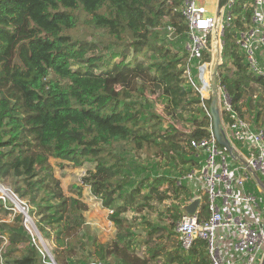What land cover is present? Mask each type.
Listing matches in <instances>:
<instances>
[{
    "label": "trees",
    "instance_id": "1",
    "mask_svg": "<svg viewBox=\"0 0 264 264\" xmlns=\"http://www.w3.org/2000/svg\"><path fill=\"white\" fill-rule=\"evenodd\" d=\"M181 4L182 0H0V183L7 181L20 200L34 207L29 215L53 245L57 264L77 258L85 244L87 257L103 264L110 263L111 256L119 264H151L161 256V264H210L202 241L187 252H181L177 242L173 250L155 243L141 256L136 254L129 222L122 216L127 210L158 208L166 199L182 203L193 196L169 172L126 187L132 180L122 154L128 146L159 163L163 160L164 167L177 161L182 174L200 166L189 141L208 135L210 118L178 67L184 51L170 40L179 36L183 49L187 27ZM223 41L222 82L234 108L241 111L246 106L251 113L247 94L250 99L254 83L264 86V79L246 71L233 30L225 29ZM146 91L159 92L162 111L171 120L166 126L154 109L140 118L136 98ZM51 160L88 167L82 184L74 185L69 195ZM164 183L167 188L161 189ZM84 186L112 209L109 219L116 231L110 242L100 243L85 222ZM181 203L168 208L173 227L182 215ZM7 206L0 198V212L13 214L10 222H0V246L7 233L4 263L51 264L24 225L23 213ZM156 231L148 230L144 242Z\"/></svg>",
    "mask_w": 264,
    "mask_h": 264
},
{
    "label": "built area",
    "instance_id": "2",
    "mask_svg": "<svg viewBox=\"0 0 264 264\" xmlns=\"http://www.w3.org/2000/svg\"><path fill=\"white\" fill-rule=\"evenodd\" d=\"M180 10L187 30L178 67L199 93L200 106L210 123L207 136L189 141L200 166L176 181L187 187L191 182L194 193L187 203L199 197V207L193 215L182 214L173 231L181 252H187L197 241L204 242L210 264H261L264 191L252 172L264 181V125H257L259 118L244 114L246 106L241 111L234 108L222 82L221 65L223 34L230 29L246 71L264 79V0H182ZM213 96L231 152L213 133L209 109ZM251 99L256 101L257 95L251 94ZM3 188L0 184V192ZM4 196L0 193V198Z\"/></svg>",
    "mask_w": 264,
    "mask_h": 264
},
{
    "label": "rangeland",
    "instance_id": "3",
    "mask_svg": "<svg viewBox=\"0 0 264 264\" xmlns=\"http://www.w3.org/2000/svg\"><path fill=\"white\" fill-rule=\"evenodd\" d=\"M172 31L169 33V36L171 35ZM175 43L174 47L182 52L181 50V43L180 37H170V40ZM228 65V64H227ZM254 87H257V90L253 93L257 95V102H259V106H257V102L253 101L249 96L250 93L247 94L248 96V102L252 101V105L254 110L251 111V113L248 111L244 113L246 116L255 117L256 114L259 112V121L257 122V125H264V100L261 98H264V87L260 85L259 83H254ZM248 92H251L248 91ZM252 94V95H253ZM140 104V118L144 119L146 117V113L149 112V109H154L155 111L159 112L162 114L163 118V126H166L168 123L171 122L169 116L165 115L163 113V103L160 101L159 97V92H156V94H151L150 92L146 91L142 95H140L138 98H136ZM122 154L126 158V164L128 166V173L131 175V180L132 183H127L125 186L130 188L133 185H137L142 178H147V176H150L155 174V173H165L169 172L170 174L172 173V176L178 178L179 176L183 175L180 167H178L177 161L175 163L169 164L168 167H164V161L161 160L159 163L156 161V159L153 156L147 157L145 154L137 153L134 150L128 148V146L124 149H122ZM53 163L54 167V173L55 175L60 179L61 181V186L66 195H69L70 192L72 191V188L74 185H81L82 184V178L86 175V169L88 168L87 166L83 167H78V166H72L71 164L67 162L63 163H56L54 160H51ZM160 165H159V164ZM63 164V165H59ZM6 180V179H5ZM177 181V180H176ZM1 184V183H0ZM188 187L191 189L190 193L191 195L194 193L193 185H191V182H188ZM5 189L12 191V186L7 183V181L4 182V184H1ZM167 188V184H163L161 186V189ZM7 191V194L5 192L3 193L2 191L0 192L1 194L5 195L3 202L7 206L9 202L13 203V207L7 206V208L12 209L13 211H18L15 203H14V196L12 197V193ZM193 191V192H192ZM142 193H145L146 190H142ZM170 192V191H169ZM190 195V196H191ZM83 198L85 202L88 205V210L84 212L85 216V222L89 224L90 226V231L93 235H96L97 240L101 243L104 242H110L115 235L116 228L113 224V222L109 219V214L112 213V209L106 208L103 206L101 199L96 198L90 193V190L88 187L84 186L83 188ZM188 200V199H187ZM187 200L184 202H179L171 199H166L162 203L156 205L158 208H152V210H144L142 212H135L133 209L132 210H127L122 214L124 218H126L129 222V230L132 233V244L135 245L133 248L138 255H142V251L146 250L147 247L153 246V244H163L165 245L166 250L168 249H175L177 248V238L175 236V233H170L173 232V226L170 225V210L168 208L171 207L172 204H179L180 208L183 204L187 203ZM22 201V200H21ZM24 205L25 210L29 211L30 209H33V206H27L26 201H22V204ZM34 210V209H33ZM181 211V210H180ZM29 215V212H27ZM182 214V213H181ZM12 213L8 212L5 213L3 211L0 212V222L6 221L10 222L12 220ZM24 215V214H23ZM29 219L31 222H26L24 221V225L26 228L29 230L31 235H34L35 238L38 240L37 243L41 245V248L43 250V253L49 258V255L53 257L51 254V249H52V244L51 242L42 237L34 223V218L29 215ZM37 217V216H35ZM169 217V218H168ZM152 229H157L156 232L152 233L150 240L148 242H144L147 237H148V230ZM164 234V236H162ZM168 238H166V236ZM34 238V239H35ZM3 239L4 241L2 242L0 246V263L1 264H6L4 263V257L2 256L4 251H5V246L7 243V233L3 234ZM33 239V240H34ZM85 240V238H84ZM86 250H88V245H80L79 247V252L77 258H71L68 261V264H95V263H100L96 259H94L91 256L87 257ZM15 253L19 254V251H16ZM83 256V257H80ZM86 258V259H84ZM54 259V258H53ZM108 264H119L117 261L111 256L109 257ZM105 260V262H107ZM164 260L163 256L159 257V260L153 261L151 264H161L162 261ZM50 263L52 264L50 258H49ZM103 261V260H102ZM104 262V263H105ZM107 264V263H105Z\"/></svg>",
    "mask_w": 264,
    "mask_h": 264
},
{
    "label": "water",
    "instance_id": "4",
    "mask_svg": "<svg viewBox=\"0 0 264 264\" xmlns=\"http://www.w3.org/2000/svg\"><path fill=\"white\" fill-rule=\"evenodd\" d=\"M214 70H215V67H214ZM212 86L214 88V73L212 75ZM209 109H210V114H211V118H212L213 133H214V136H215L217 142L221 146H223L228 152H231L232 146H231V144H230L229 140L227 139L226 134L224 132V129H223V126L221 123L219 109L216 105V98L214 96L211 99ZM252 176L255 179V181L259 184V186L262 188V190L264 191V181L255 172H252ZM2 190L5 192V194L7 193V191H9L5 188H3ZM13 196L15 197L14 203H15L18 211L24 214L26 222H31L29 219L30 217L27 213L28 211L25 210L24 205H21L22 201L15 194L12 195V197ZM199 204H200V198L196 197V198L192 199L190 202L185 203L181 206V208H180L181 213L185 214V215H193L195 213V211L197 210V208L199 207ZM49 258H50L52 264H57L55 262V260L53 259V257H51V255H49ZM261 264H264V257H263Z\"/></svg>",
    "mask_w": 264,
    "mask_h": 264
},
{
    "label": "bare ground",
    "instance_id": "5",
    "mask_svg": "<svg viewBox=\"0 0 264 264\" xmlns=\"http://www.w3.org/2000/svg\"><path fill=\"white\" fill-rule=\"evenodd\" d=\"M9 195V194H8Z\"/></svg>",
    "mask_w": 264,
    "mask_h": 264
},
{
    "label": "clouds",
    "instance_id": "6",
    "mask_svg": "<svg viewBox=\"0 0 264 264\" xmlns=\"http://www.w3.org/2000/svg\"><path fill=\"white\" fill-rule=\"evenodd\" d=\"M14 193V192H13Z\"/></svg>",
    "mask_w": 264,
    "mask_h": 264
}]
</instances>
